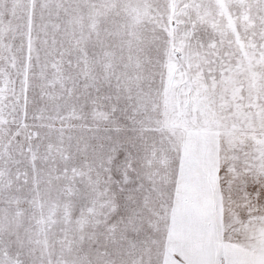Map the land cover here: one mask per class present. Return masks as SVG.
Listing matches in <instances>:
<instances>
[{
  "label": "snow or ice",
  "instance_id": "6c2138e0",
  "mask_svg": "<svg viewBox=\"0 0 264 264\" xmlns=\"http://www.w3.org/2000/svg\"><path fill=\"white\" fill-rule=\"evenodd\" d=\"M0 264H264V0H0Z\"/></svg>",
  "mask_w": 264,
  "mask_h": 264
}]
</instances>
